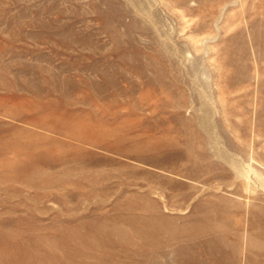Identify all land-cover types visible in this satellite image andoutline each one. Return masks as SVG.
<instances>
[{
	"label": "rangeland",
	"instance_id": "1",
	"mask_svg": "<svg viewBox=\"0 0 264 264\" xmlns=\"http://www.w3.org/2000/svg\"><path fill=\"white\" fill-rule=\"evenodd\" d=\"M0 264H264V0H0Z\"/></svg>",
	"mask_w": 264,
	"mask_h": 264
}]
</instances>
